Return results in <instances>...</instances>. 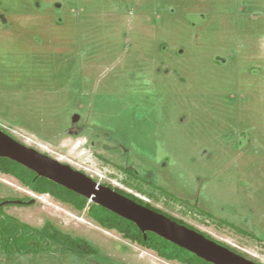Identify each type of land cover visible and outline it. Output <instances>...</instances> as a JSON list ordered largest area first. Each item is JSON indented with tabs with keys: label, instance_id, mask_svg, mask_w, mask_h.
<instances>
[{
	"label": "rangeland",
	"instance_id": "374dc122",
	"mask_svg": "<svg viewBox=\"0 0 264 264\" xmlns=\"http://www.w3.org/2000/svg\"><path fill=\"white\" fill-rule=\"evenodd\" d=\"M0 129L264 264V0H0ZM27 196L99 253L0 264H181L0 173Z\"/></svg>",
	"mask_w": 264,
	"mask_h": 264
},
{
	"label": "water",
	"instance_id": "95a60500",
	"mask_svg": "<svg viewBox=\"0 0 264 264\" xmlns=\"http://www.w3.org/2000/svg\"><path fill=\"white\" fill-rule=\"evenodd\" d=\"M79 117H74L77 122ZM0 158L9 159L33 171L69 191L94 202L110 212L134 223L145 239L147 233H154L168 242L196 255L210 264H258L243 257L204 234L179 224L163 213L151 210L118 193L111 187L98 184L84 172L29 147L0 129ZM30 202L8 201L7 204H33Z\"/></svg>",
	"mask_w": 264,
	"mask_h": 264
},
{
	"label": "trees",
	"instance_id": "16d2710c",
	"mask_svg": "<svg viewBox=\"0 0 264 264\" xmlns=\"http://www.w3.org/2000/svg\"><path fill=\"white\" fill-rule=\"evenodd\" d=\"M0 173L9 175L18 180L24 187L37 195H50L59 202L72 206L76 211L82 213L86 212L87 216L93 219L97 225L107 231H116L124 239L131 241L132 243L138 244L139 246L152 250L156 255L166 261H176L181 264H210L204 260L198 258L196 255L168 242L167 240L157 236L154 233H147L146 239L138 227L118 215L110 212L109 210L101 207L100 205L90 202L88 199L67 190L66 188L57 185L45 178L39 177L33 171L23 167L22 165L11 161L9 159L0 158ZM125 173H130V170H125ZM118 193L132 199L140 205H143L151 210H154L159 213H163L160 210L150 206L144 201L136 198L135 196L123 192L117 188H113ZM163 193H165L163 191ZM1 212V211H0ZM165 214V213H163ZM166 216L170 217L172 220L178 222L179 224L186 225L184 222L173 218L167 214ZM222 225H226L240 233L254 237V235L245 232L238 227L226 222H220ZM196 231L197 229L186 225ZM200 232V231H198ZM202 233V232H200ZM203 234V233H202ZM0 236L10 238L16 236L14 241H2L0 244V251L6 254H9L13 251H16L19 254H29L35 253L37 250L45 251L47 244L44 242L36 243L35 247L30 245V237L32 236H43L45 238L54 239L53 244H50L48 249H51L52 245L64 244L65 246H70L73 249V252L78 253L79 255H98L99 251L97 248L92 246L88 241L80 238H72L69 235L63 234L60 231L56 230L53 225L49 222H46L44 228L34 229L30 226L10 217L0 220ZM207 238L213 239L212 237L205 235ZM255 238V237H254ZM262 241V240H260ZM219 244L228 247L232 251L236 252L234 249L230 248L226 244L217 241ZM264 246V241H262ZM37 247V248H36ZM237 253V252H236Z\"/></svg>",
	"mask_w": 264,
	"mask_h": 264
},
{
	"label": "flooded vegetation",
	"instance_id": "af4514ba",
	"mask_svg": "<svg viewBox=\"0 0 264 264\" xmlns=\"http://www.w3.org/2000/svg\"><path fill=\"white\" fill-rule=\"evenodd\" d=\"M124 170V172H125V170H129L128 169V167H127V169L126 168H124L123 169ZM2 174V173H1ZM128 174V173H127ZM5 175V174H4ZM129 175V174H128ZM9 176V175H8ZM129 176H132V177H135V178H137V179H140V177L138 176V174H137V177L136 176H134V175H129ZM139 177V178H138ZM141 181H143L142 179H140ZM144 182V181H143ZM149 183V182H148ZM147 183V185L148 186H152V185H149ZM30 191V190H29ZM31 192V191H30ZM33 193V192H32ZM35 195H37V194H35ZM38 196H41V195H38ZM31 200H35L34 198H32V197H30V196H27V197H25V198H23V199H19V198H15V197H11V198H4V199H0V203H3V202H8V201H23V202H30ZM35 203H36V201L33 203V204H26V205H22V204H15V203H12V204H7V205H4V206H2V207H0V220L1 219H4V218H7V217H10V218H13V219H16V220H18V221H20L19 219H17V218H14V217H12V216H10V215H8V214H6L5 213V211H4V209L5 208H8V207H14V206H27V207H30V206H34L35 205ZM21 222V221H20ZM23 223V222H22ZM24 224H26V223H24ZM45 224H46V222L44 223V225H43V227H41V228H39V229H42V228H44V226H45ZM26 225H28V224H26ZM28 226H30V225H28ZM31 227V226H30ZM53 227L56 229V230H58L54 225H53ZM31 228H33V227H31ZM34 229H36V228H34ZM59 231V230H58ZM16 238H18V237H16V236H13V237H10V238H6V240H8V241H14V240H16ZM75 239V238H74ZM5 240V237H2V236H0V244L2 243V241H6ZM30 245H31V247H35V245H36V243H38V242H44L45 244H47V246H46V250L45 251H39V250H37L35 253H29V254H25V255H47V254H54V255H57V256H63V255H65L66 253L67 254H70V253H72V254H74V255H79L78 253H75V252H73V249L70 247V246H65L64 244H59V243H57L56 245H52L51 246V249H48V247L50 246V244H53V242H54V239H48V238H45V237H43V236H32V237H30ZM37 248V247H36ZM0 253L1 254H5L6 256H9V257H11V256H18V255H22V254H19V253H17L16 251H13V252H11V253H9V254H6V253H3V252H1L0 251ZM79 256H81V255H79ZM82 256H84V255H82Z\"/></svg>",
	"mask_w": 264,
	"mask_h": 264
}]
</instances>
